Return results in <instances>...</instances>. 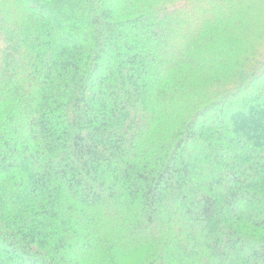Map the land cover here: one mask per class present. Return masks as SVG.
<instances>
[{
	"label": "trees",
	"instance_id": "obj_1",
	"mask_svg": "<svg viewBox=\"0 0 264 264\" xmlns=\"http://www.w3.org/2000/svg\"><path fill=\"white\" fill-rule=\"evenodd\" d=\"M137 247L264 264V0H0V264Z\"/></svg>",
	"mask_w": 264,
	"mask_h": 264
},
{
	"label": "rangeland",
	"instance_id": "obj_2",
	"mask_svg": "<svg viewBox=\"0 0 264 264\" xmlns=\"http://www.w3.org/2000/svg\"><path fill=\"white\" fill-rule=\"evenodd\" d=\"M166 229V228H164ZM103 233H101L102 235ZM124 249V248H123ZM128 249V247H126ZM145 248L144 247H137L134 250H125L120 252V257L119 259L121 260L122 263H128L129 261H139L142 257H144L145 254ZM107 262V260H106Z\"/></svg>",
	"mask_w": 264,
	"mask_h": 264
}]
</instances>
